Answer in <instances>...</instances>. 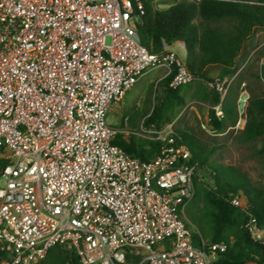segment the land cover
<instances>
[{"label": "built area", "instance_id": "built-area-1", "mask_svg": "<svg viewBox=\"0 0 264 264\" xmlns=\"http://www.w3.org/2000/svg\"><path fill=\"white\" fill-rule=\"evenodd\" d=\"M145 14L142 0H0V264H39L56 246L81 264H215L226 250L194 243L198 163L172 124L142 126L163 142L149 162L114 144L129 132L109 114L147 72L165 69L172 88L196 79L184 42L141 43ZM230 84L206 86L223 100ZM245 228L264 244L254 220Z\"/></svg>", "mask_w": 264, "mask_h": 264}, {"label": "trees", "instance_id": "trees-1", "mask_svg": "<svg viewBox=\"0 0 264 264\" xmlns=\"http://www.w3.org/2000/svg\"><path fill=\"white\" fill-rule=\"evenodd\" d=\"M146 14L138 23L141 43L150 51H162V41L172 45L184 42V62L190 73L202 80L196 91L199 100L209 103L210 126L224 132L238 122L237 96L227 92L221 95L206 86L214 80L207 69L218 67L219 79L229 78L238 69V59L246 45L258 31H264V0H182L165 10L154 8L155 0H142ZM264 57V49L261 51ZM264 77V66H263ZM172 77L160 81V95L153 110L143 114V128L161 130L170 124L185 104L183 90L188 85L170 87ZM220 105L223 116H217L214 107ZM136 115L131 116V122ZM247 124L240 132V141L249 143L264 137V99L253 97L245 107ZM177 143L187 144L198 163L194 177L195 196L187 219L193 224L194 243L201 246L225 243L227 248L218 254L215 264H264V244L254 241L245 228L254 220L264 229V189L254 186L234 167L224 168L209 163V153L194 137L175 131ZM114 144L128 155L149 162L162 151L163 142L137 135H118ZM0 164V171L5 166ZM244 193L245 208L232 205L233 195ZM39 264H81L77 254L56 246Z\"/></svg>", "mask_w": 264, "mask_h": 264}, {"label": "rangeland", "instance_id": "rangeland-1", "mask_svg": "<svg viewBox=\"0 0 264 264\" xmlns=\"http://www.w3.org/2000/svg\"><path fill=\"white\" fill-rule=\"evenodd\" d=\"M182 0H155L154 8L165 10ZM264 31H258L250 39L239 59L237 71L229 76L231 84L228 91L237 96L239 111L238 122L235 126L228 127L224 132H217L210 126L209 103L201 101L196 96V91L202 83L196 78L183 90L186 104L179 109L172 124L175 131L184 132L195 139L209 153V163L217 164L224 168L234 167L243 173L249 181L259 189H264V137L249 143L240 141V132L243 130L242 120L245 119V107L253 97L264 99ZM183 59L187 54L181 51ZM210 67V77L219 79L218 67ZM166 70L157 68L147 72L134 87L126 93L123 101L114 106L109 114V122L122 126L129 135L145 136L142 131L143 114L153 110L156 99L161 93L159 83L164 79ZM136 115L131 122V116ZM129 117L126 124L125 118ZM241 123V124H240ZM247 124V121H246ZM169 125V124H168ZM246 126V125H245ZM245 128V127H244ZM192 208L188 206L187 211Z\"/></svg>", "mask_w": 264, "mask_h": 264}, {"label": "crops", "instance_id": "crops-1", "mask_svg": "<svg viewBox=\"0 0 264 264\" xmlns=\"http://www.w3.org/2000/svg\"><path fill=\"white\" fill-rule=\"evenodd\" d=\"M214 68H215V67H213L212 70H214ZM210 72H212V71H210L209 69H207V75H208L209 77H210ZM219 72H220V71H219ZM210 78H211V77H210ZM246 121H247L246 119H243V120H242V127H241L242 129H244V127H245V125H246ZM240 124H241V123H240Z\"/></svg>", "mask_w": 264, "mask_h": 264}]
</instances>
